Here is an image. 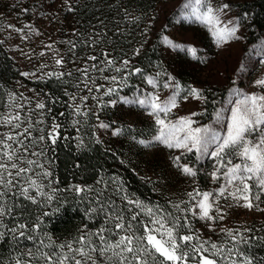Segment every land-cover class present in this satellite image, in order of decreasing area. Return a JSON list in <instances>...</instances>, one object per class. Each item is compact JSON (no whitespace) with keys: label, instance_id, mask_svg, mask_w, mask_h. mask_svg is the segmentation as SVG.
<instances>
[{"label":"snow or ice","instance_id":"1","mask_svg":"<svg viewBox=\"0 0 264 264\" xmlns=\"http://www.w3.org/2000/svg\"><path fill=\"white\" fill-rule=\"evenodd\" d=\"M195 4V19L210 27L218 45L237 38L236 26L220 27L218 13L229 5L213 9L208 0H195ZM64 6L69 11L73 10L70 0H64ZM80 36L79 43L90 52L77 57V42L61 41L73 53L69 62L75 66L67 71L45 74L49 79L55 78L64 83H67L65 77L74 78L72 87L76 92H65L70 101L68 107L73 118L72 125L85 123L93 107L102 110L109 105L114 107L123 103L149 109V114L159 125L155 141L169 149L194 151L198 154L197 159H212L215 163L211 176L223 183L215 192L194 188L185 193L187 199L169 200L164 205L135 197L126 191L122 182L115 179L112 185L101 179L97 182L100 187H71V191L84 199L89 198L86 194H91L92 207L86 214L103 217L101 226L95 231L82 232L71 241L57 244L51 236L40 231L39 219L31 228L27 222H17L9 227L5 220L15 219L17 214L23 217L28 203L50 207L56 199L55 194L61 191L53 187L59 181L54 177L48 149L62 139V125L56 122V117L52 118L50 125L43 119L46 109L51 112L43 99L36 100L33 108L31 98L9 93L7 110L0 111V128L7 129L0 131V238L10 234L13 239L20 237L35 242L26 253H21V256L26 255V259L15 257L10 264H264V257L257 258L251 253L254 242H264V236L256 237L252 228L221 229L222 238L217 242L204 238L193 223L197 219L205 221L209 229L215 231L213 225L225 216L221 199L248 210L260 209V204L264 203L261 200L264 196V94L234 91V99L228 100L231 107L215 115L214 124L218 128L195 126L197 122L192 116L196 113L169 122L167 117L178 106V84L174 94L164 103L159 102L158 95L144 94L139 89L136 90L139 94L131 98L122 96L120 92L128 86L129 78L142 75L143 70L135 67L132 60L140 55V48L133 50L132 58H125L127 53L117 57L102 47L104 34L97 32L84 36L81 33ZM164 40L174 48L181 47L167 37ZM47 47L52 49L54 46L49 44ZM97 47H100L98 53L94 51ZM188 51L195 55V49ZM77 59L80 64H77ZM54 61L59 68L67 67L63 56L54 58ZM144 79L153 88L157 87L156 77L147 76ZM257 83L264 87V80ZM169 86V83L163 85L165 88ZM81 92L86 94L81 95ZM189 94L203 99L201 92L195 88L189 89ZM89 99L95 104L90 106ZM50 102L55 104L57 98H52ZM225 113L229 115L226 117ZM99 126L109 128L111 125L101 123ZM119 133L120 129L114 131V134ZM82 143L81 140L77 147ZM140 143L145 144V141ZM174 163L183 175L196 177L197 171L181 164L180 157H175Z\"/></svg>","mask_w":264,"mask_h":264},{"label":"trees","instance_id":"2","mask_svg":"<svg viewBox=\"0 0 264 264\" xmlns=\"http://www.w3.org/2000/svg\"><path fill=\"white\" fill-rule=\"evenodd\" d=\"M30 2L39 4V7L34 11L28 10V14H39L51 12L58 0H32ZM171 5L172 3H169V6ZM75 7L72 22L79 24L76 56L89 50L79 43L80 34L87 36L89 33L100 32L104 34L102 43L110 39L113 45L106 44L112 46L113 50L121 49L123 52H128L130 58H132L133 50L140 48V55L132 60L135 67L143 70L142 75L149 71L150 62L159 60L158 45L162 36L161 24L165 21L163 12L167 10L157 11V0H82ZM145 7L146 13L142 11ZM130 9H133L132 13ZM138 11L142 13L139 14ZM154 11L157 12V18L152 27L147 29L146 26L151 22ZM239 13L246 17L244 20L252 34L251 42L256 43L264 39V0H252L241 5ZM3 22L0 18V109L7 110L9 93L23 94L31 98L33 108L36 100L43 99L51 108V112L45 110L43 119L50 125L53 122L52 118L56 117V122L62 125L60 129L62 139L48 149V156L53 161L54 177L59 181L53 187L61 191L55 194L56 199L50 207L28 203L23 217L17 214L15 219L8 218L5 223L12 227L17 222H27L31 228L39 219L41 221L40 231L51 236L57 244L71 241L82 232L95 231L101 226L103 217L98 215L89 217L86 214L92 207L91 194H86L89 198L84 199L71 191V187L72 185L100 187L101 185L97 182L101 179L109 185H112L115 179L122 182L126 191L135 197L166 205L170 200L168 191L163 185L166 170L156 162L157 154L149 153L145 146L140 144L141 140H148L156 133L155 122L138 117H124L121 112L118 114L113 112L109 113L105 119L111 125L108 130L115 140L113 144L97 142L91 133L90 136L80 135L79 131L83 129L82 126L74 127L71 123L73 118L69 115L68 107L70 101L65 94L66 91L70 92L66 89V84L55 78L49 79L46 75L43 77L23 75L24 73L31 74L32 70L18 59ZM97 22H100L99 26L96 25ZM128 24H131L132 31H126ZM47 33L48 30L40 31L41 35ZM102 47L107 48L103 44ZM69 55L73 56V53L69 52ZM142 75L130 77V87L127 93H138L137 89L142 92V85L139 82ZM52 98H57L55 104L50 102ZM212 100V95H209L207 99L208 119H211L219 104V102L213 104ZM27 110L25 108L26 112ZM60 113L64 115L61 116ZM116 129H120L118 135L114 134ZM47 130L48 128L45 127L46 132ZM81 140L82 145L77 147ZM180 163L195 168L203 184L202 187H208L207 169H204L207 164L197 159L194 151L181 154ZM45 212L49 215H44ZM194 221L197 226L198 219ZM252 224L255 236H264V217ZM29 234L43 238L39 234ZM34 243L32 240L20 237L13 239L10 234H6L5 237L0 238V264H10L15 257L27 258L26 255L21 256V253H26ZM251 253L257 258L264 257V242H254Z\"/></svg>","mask_w":264,"mask_h":264},{"label":"rangeland","instance_id":"3","mask_svg":"<svg viewBox=\"0 0 264 264\" xmlns=\"http://www.w3.org/2000/svg\"><path fill=\"white\" fill-rule=\"evenodd\" d=\"M30 1L32 0H0V18L2 22L4 20L3 25L6 26V33L11 39L12 47L15 49L18 59L30 67L36 77H43L50 71H67L74 68L75 65L69 62L73 56L69 55L68 45L61 43V41L73 40L77 42L79 24L72 22V15L75 13V5L82 0H70L72 11H69L67 6L62 7L64 0H58L56 7L51 12L39 14H28V10L34 11L39 7V4ZM250 1L252 0H208L213 9H219L224 4L229 5L223 12L218 13L221 21L220 27H237L236 39L218 45L210 27L195 19L193 15L197 11L195 0H157V11L167 10L163 12L165 21L161 24L162 36L158 45L159 60L150 62L149 71L139 78V82L142 85V93L158 95L160 103L166 102L176 91V85H179L178 106L172 109L167 117L169 122L196 113L195 116H192V119L197 122L195 126L211 125L218 128L219 126L214 124L215 115L218 111L231 107L228 100L234 99L232 96L234 91L239 90L247 94H264V87L257 83L264 80V39L256 43L251 42L252 34L246 27V17L239 13L241 5ZM169 3L172 5L169 6ZM186 4L189 7L185 8ZM132 10L130 9L131 13ZM142 11L146 13V7ZM138 13L142 12L138 11ZM156 14L157 12L154 11L150 19L151 22L146 26L147 29L152 27L157 18ZM10 25L12 27H9ZM96 25L99 26L100 22H97ZM16 29L21 31H16ZM43 30H48V33L41 35L40 31ZM130 30L131 24H128L126 31ZM73 32H76V35H73ZM165 37L171 40L173 44L181 47L170 46L165 42ZM104 42L102 44L106 45L107 48L105 49L112 52L113 55L120 57L127 53L125 58H130L126 51L113 50L112 46H109L113 45L110 39ZM49 44L54 47L49 49L47 47ZM188 49H195V55ZM94 51L98 53L100 47ZM89 52L90 50H86L77 57H82ZM60 56H63L67 65L66 68L62 69L55 65L54 58ZM76 62L77 64L81 63L79 59ZM147 76L156 77V88L147 84L146 79H144ZM65 80H67L66 89L70 93H75L76 89L72 87L74 78L66 77ZM164 83H169L170 86L165 88L163 87ZM129 87L128 83V86L121 90L120 95L131 98L139 94L127 93ZM191 88L199 90L203 99H196L190 95L189 89ZM80 94L86 93L81 92ZM209 95H212L213 104L219 102L211 119H208L207 111ZM221 97L223 98L221 99ZM88 104L92 106L95 101L89 99ZM5 110L0 109V111ZM113 112L115 114L121 112L124 117H138L142 120L155 122V117L149 114V109L117 103L114 107L109 105L102 110L93 107L92 111L89 112L87 121L80 125L83 129L79 131V134L90 136L91 133L96 140L98 139L105 144H113L115 140L108 128L99 126L101 123H107L105 119L109 113ZM228 115L229 113H225L226 117ZM226 122L227 120H225ZM156 127V133L148 140H143L145 144L142 145L149 153L157 154L156 162L161 165L162 169L166 170V179L163 181V185L168 191L169 199L171 201L187 199L185 193L193 191L194 188L215 192L223 183V181L213 180L211 176L215 162L210 158L200 159L202 163L207 164L204 169H207L206 175L209 181L208 187L203 188L201 179L197 175L196 177L185 176L175 166L174 158L189 152L183 149H169L155 141L159 125L156 124ZM0 131H7V129L0 128ZM261 200L264 201V196L261 197ZM220 204L225 216L223 220L213 225L215 231L210 230L205 221L198 220L199 224L195 226L204 238L219 242L222 238L221 229L252 228V223L264 217V211L260 210L264 209V203L260 204V209L253 210L237 207L231 201L224 199L220 200ZM193 223L195 225L196 221Z\"/></svg>","mask_w":264,"mask_h":264}]
</instances>
